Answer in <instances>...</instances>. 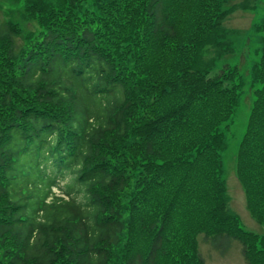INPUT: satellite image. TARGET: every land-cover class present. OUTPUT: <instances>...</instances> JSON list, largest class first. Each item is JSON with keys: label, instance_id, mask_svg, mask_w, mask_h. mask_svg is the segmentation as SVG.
<instances>
[{"label": "trees", "instance_id": "trees-1", "mask_svg": "<svg viewBox=\"0 0 264 264\" xmlns=\"http://www.w3.org/2000/svg\"><path fill=\"white\" fill-rule=\"evenodd\" d=\"M261 6L0 2V264H205L202 233L264 264V235L229 210L221 160L250 93L236 175L264 226V18L247 88L227 28Z\"/></svg>", "mask_w": 264, "mask_h": 264}, {"label": "rangeland", "instance_id": "rangeland-1", "mask_svg": "<svg viewBox=\"0 0 264 264\" xmlns=\"http://www.w3.org/2000/svg\"><path fill=\"white\" fill-rule=\"evenodd\" d=\"M8 0H0L7 3ZM263 6V5H262ZM259 12L237 11L227 22V28L234 34V55L228 63L239 68V74L246 82V88L250 84L249 72L263 54L261 34L256 31L255 25L261 23L264 18V8ZM0 12V22L3 21ZM248 92V89H246ZM254 96L250 93H242L236 112L231 120V127L226 132V149L221 153L223 165V179L229 198V210L238 217L240 225L247 231L264 235V226L260 225L246 208V196L237 179L236 166L240 145L245 136L251 106ZM56 193H61L57 188ZM198 246L205 264H247L242 254V244L229 238H206L202 233L198 236Z\"/></svg>", "mask_w": 264, "mask_h": 264}]
</instances>
